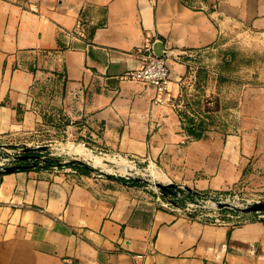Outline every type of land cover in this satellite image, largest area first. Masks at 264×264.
<instances>
[{
  "label": "crops",
  "instance_id": "crops-1",
  "mask_svg": "<svg viewBox=\"0 0 264 264\" xmlns=\"http://www.w3.org/2000/svg\"><path fill=\"white\" fill-rule=\"evenodd\" d=\"M218 17L264 34V0H0V131L46 122L47 85L96 150L155 167L162 184L219 192L264 175V86L243 88L232 134L177 109L189 55L223 40ZM148 38L168 55L163 96L127 78ZM76 161L0 176V264H264L263 221L197 220Z\"/></svg>",
  "mask_w": 264,
  "mask_h": 264
},
{
  "label": "rangeland",
  "instance_id": "rangeland-1",
  "mask_svg": "<svg viewBox=\"0 0 264 264\" xmlns=\"http://www.w3.org/2000/svg\"><path fill=\"white\" fill-rule=\"evenodd\" d=\"M218 18L225 26L223 40L189 55L188 72L179 81L181 93L177 109L185 122L195 123L197 129L232 134L240 128L237 104L243 88L264 86V34L241 22ZM161 54L168 61V55ZM50 90L45 85L41 90L45 95L39 98L53 102L52 106H46V122L31 129L0 131V166L41 167L51 162L60 170L77 159H85L102 170L95 178L124 182L129 186L138 181L136 187H148L160 200L166 202V197L171 198L157 187L156 184L161 183L157 178L162 175L155 167L139 165L132 159L104 156L105 152L93 147L87 127L69 123L65 117L56 115V99L51 98ZM27 154L32 157H25ZM182 194L185 200L177 206L197 220L215 223V219H219L220 223L229 222L234 226L246 223L248 218L264 222V210H246L264 202V175L248 176L242 185L225 191L193 193L185 188ZM220 195H226L224 204H218Z\"/></svg>",
  "mask_w": 264,
  "mask_h": 264
},
{
  "label": "built area",
  "instance_id": "built-area-1",
  "mask_svg": "<svg viewBox=\"0 0 264 264\" xmlns=\"http://www.w3.org/2000/svg\"><path fill=\"white\" fill-rule=\"evenodd\" d=\"M159 0H149L151 4H156ZM141 65L139 68L130 71L127 74V78L139 81L146 85L153 86L157 94L159 96H163L164 94H167L170 90L171 85V76H170V67L168 65V61L165 59L164 54H158L155 50V40L148 38L144 45L141 47L137 54ZM13 160H17L16 158H13ZM66 162V161H65ZM13 164H9L8 166L1 165L0 166V176L4 174V169L6 167H10ZM41 167H44L43 165ZM54 170H57V166H52ZM184 186H176L174 193L169 194L171 198H167L166 202L161 201L162 205L165 207L168 206H177L180 201L185 200L184 195L182 194V190H184ZM226 195H220L218 204H224V198ZM160 199V198H159ZM178 207V206H177ZM238 218L240 216H237ZM264 217V216H263ZM248 220H245L244 222H247ZM216 223H220L219 219H215Z\"/></svg>",
  "mask_w": 264,
  "mask_h": 264
},
{
  "label": "water",
  "instance_id": "water-1",
  "mask_svg": "<svg viewBox=\"0 0 264 264\" xmlns=\"http://www.w3.org/2000/svg\"><path fill=\"white\" fill-rule=\"evenodd\" d=\"M155 50H156V46H155ZM157 52V50H156ZM158 54H160V52H157ZM23 165H17V166H11V167H6L4 169V173H12V172H15L17 170H19L20 168H22ZM158 188H160L161 190L163 191H167L169 190V188L171 187H176L175 184H168V185H165V184H161V183H158L156 184ZM247 212H252V211H261V210H264V202L263 203H257V204H254L252 206H250L249 208L246 209Z\"/></svg>",
  "mask_w": 264,
  "mask_h": 264
},
{
  "label": "trees",
  "instance_id": "trees-1",
  "mask_svg": "<svg viewBox=\"0 0 264 264\" xmlns=\"http://www.w3.org/2000/svg\"><path fill=\"white\" fill-rule=\"evenodd\" d=\"M25 157H32V156L27 154V156H25ZM34 157H35V156H34ZM23 159H24V157H23ZM53 164H54V163H51V162L48 163V162H46V164H45L44 167H45V168L52 167V166H54ZM29 168H31V166L23 165V167L20 168L19 170H21V169H29ZM84 170H85V172H87V173L93 171L91 168H88V167H86V166H84ZM122 181H123V180H122ZM137 182H138V181H134V182H133V185H134V186H135V185H138ZM174 190H175V187H171V188H169V190L164 191V193H165L166 195H169V194H171V193H174Z\"/></svg>",
  "mask_w": 264,
  "mask_h": 264
}]
</instances>
